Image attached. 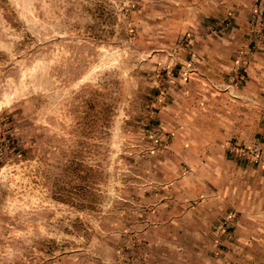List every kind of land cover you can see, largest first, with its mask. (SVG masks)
Here are the masks:
<instances>
[{"label":"rangeland","instance_id":"rangeland-1","mask_svg":"<svg viewBox=\"0 0 264 264\" xmlns=\"http://www.w3.org/2000/svg\"><path fill=\"white\" fill-rule=\"evenodd\" d=\"M153 1L0 0V264H232L239 213L165 153ZM241 155L264 197V149Z\"/></svg>","mask_w":264,"mask_h":264},{"label":"crops","instance_id":"crops-1","mask_svg":"<svg viewBox=\"0 0 264 264\" xmlns=\"http://www.w3.org/2000/svg\"><path fill=\"white\" fill-rule=\"evenodd\" d=\"M255 1L155 0L149 6L153 26L146 24L157 29L154 37L168 36L165 48L152 50L150 77L152 88L161 83L167 91L158 114L170 135L165 153L174 171L205 174V182L199 175L200 185L208 186L200 203L212 202L207 190L216 187L220 201L232 203L239 213L235 238L226 251L232 264H264V197L242 191L244 183L255 186L256 173L250 174V163L241 153L264 149V40L259 43L260 35L253 32ZM228 18L226 32L217 37L208 34V25ZM144 111L142 107L133 112L138 117ZM131 117L122 125L126 132L122 138L141 135L135 121L140 118ZM131 152L138 158L141 145L126 155L132 156ZM243 173L247 182L239 179ZM181 179L186 182L185 176ZM258 183L264 186V179Z\"/></svg>","mask_w":264,"mask_h":264},{"label":"built area","instance_id":"built-area-1","mask_svg":"<svg viewBox=\"0 0 264 264\" xmlns=\"http://www.w3.org/2000/svg\"><path fill=\"white\" fill-rule=\"evenodd\" d=\"M256 9L253 11L252 15H251V22L253 24V27L258 28L259 26H261L263 24V18H264V2L263 0H257V4H256ZM230 18L226 19V20H218L217 25L215 26V33H219L222 34L224 33V30L229 28V20ZM255 28V32H257V29ZM239 81L242 83V78L239 79ZM260 158L261 155L258 152L256 155H254L253 157V162L255 164L260 162Z\"/></svg>","mask_w":264,"mask_h":264}]
</instances>
